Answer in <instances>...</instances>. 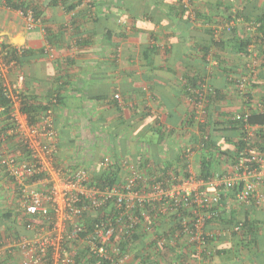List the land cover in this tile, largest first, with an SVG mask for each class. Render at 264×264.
Segmentation results:
<instances>
[{
  "label": "crops",
  "instance_id": "0c3cea01",
  "mask_svg": "<svg viewBox=\"0 0 264 264\" xmlns=\"http://www.w3.org/2000/svg\"><path fill=\"white\" fill-rule=\"evenodd\" d=\"M10 1L0 0V83L18 89L20 120H31L21 104L33 120L52 108L54 166L95 175L109 158L120 178L131 165L170 184L198 175L209 154L212 176L231 172L230 117L245 105L236 79L249 74L252 106L264 102V0ZM17 7L33 10L35 22ZM17 46L18 59H9L7 48ZM8 112L0 108V157L25 150L9 131ZM199 128L214 147L201 148ZM211 177L192 192L210 195ZM240 187H217L219 216L204 225L205 246L175 230L176 216H160L151 233L139 227L127 241L125 264H264V198L240 201ZM18 191L0 167V264L19 262L4 242L30 233Z\"/></svg>",
  "mask_w": 264,
  "mask_h": 264
},
{
  "label": "built area",
  "instance_id": "2783aa9c",
  "mask_svg": "<svg viewBox=\"0 0 264 264\" xmlns=\"http://www.w3.org/2000/svg\"><path fill=\"white\" fill-rule=\"evenodd\" d=\"M19 13L29 25L35 22L30 10L19 9ZM253 49V41L248 40L247 50L252 53ZM22 50L18 46L7 48L17 55ZM248 78L249 74L239 78L237 87L249 105H244L234 118L246 130L247 138L260 134L261 140L240 151L229 174L211 177L214 183L210 195L192 192V186L210 182L198 180L193 171L181 181L166 184L167 179L152 177L129 165L118 181L101 188L90 183L91 174L84 167L54 166L56 136L52 108L39 111L32 121L20 120L18 89L1 85L11 104L9 131L20 138L25 150L0 157V167L18 186L24 226L30 232L18 238L12 236L4 242V247L12 248L10 253L19 257L17 264H78V258L79 264H90V258L99 260L94 264L100 261L125 264L130 259L126 244L135 228L139 225L145 233H151L156 218L174 214L183 225L177 232L183 234L188 243L195 241L199 247L205 246L211 233L203 229L204 222L216 214L214 206L220 198L217 187L232 189L241 182L236 192L240 201L258 204L264 198V124L247 122L255 107L247 95ZM22 80V74H18L17 81L21 83ZM114 98L122 102L119 93H115ZM52 101L55 102V97ZM256 106L263 109L264 102ZM103 164L110 165V159L104 158ZM192 204L212 208L198 215L193 228L192 219L181 215L182 210L189 209ZM85 213L93 218L90 230L82 221ZM240 224H236L234 230H239ZM164 242L165 238L157 241L160 247Z\"/></svg>",
  "mask_w": 264,
  "mask_h": 264
},
{
  "label": "trees",
  "instance_id": "16d2710c",
  "mask_svg": "<svg viewBox=\"0 0 264 264\" xmlns=\"http://www.w3.org/2000/svg\"><path fill=\"white\" fill-rule=\"evenodd\" d=\"M7 1L9 3H11L10 0H7ZM17 8L19 9V7H17ZM20 9H23L25 11L30 10L28 8H25V7H21ZM30 11H31L32 15L34 16V20L37 19V17L35 16V13L33 12V10H30ZM259 27H260V24H259L258 28ZM229 29H230V27H229ZM252 41H254V43H255V39L252 40ZM247 44H248V41H245L244 44H243L244 45L243 46L244 49H242V50L244 51V54L249 53V51L247 50ZM7 56L9 57V59L10 58L11 59H15V60L18 59V55L15 54V53H13L12 51L11 52L7 51ZM242 77H248V74H246V75H244ZM242 77H239V78H242ZM238 79H236V84H238L237 83V80ZM247 80H249L248 87H247L248 88L247 95L250 98H252L251 97V91H250L251 90V83H252L251 82V78L249 77ZM239 94H240V92H239ZM241 97H242V95H241ZM243 101H244L245 105H247V106L249 105L248 102H246L245 100H243ZM0 106H1L0 108L3 107V109H4L5 112H8V111L10 112V106H11V104H10L9 99L5 96V94L2 91L1 83H0ZM46 108H47V106L44 107L43 109H46ZM20 109H21V111H23V112H25V113H27L29 115L31 121L33 120V118H31L32 117L31 115H32V113L34 111L31 112L28 109V105L21 104ZM9 112H8V115H9ZM236 114L237 113L233 114L230 117L231 120H230V126H229V129H231L237 135L236 139L232 142V144H233V151L227 152L229 157L231 155L230 158H232V160H231L232 163L237 160V156L240 153V151H242L244 148L253 147L256 144H259V142L261 140L260 134H256L252 138H247L245 136L246 135V133H245L246 130L243 129V127L241 126L240 121L235 120V118H234V116ZM247 122L249 124L263 125L264 124V108L263 109H258L257 106L255 105V107L253 109H251V111H250V114H249V116L247 118ZM199 131H201V135H200V138H201V142L200 143L202 144L201 145V148L202 149H204V148L207 149V148H209V146L214 147L215 145H213V144L211 145V137H210V134L207 133V132H205V131H203V128H199ZM213 169H214V162H213L212 157L209 154L203 155V157H202V159L200 161V164H199L198 175H196V177L198 178V180L208 181L209 178L212 176L211 174H212V171H214ZM119 178H120V176L117 173V166L115 165V163L112 162L110 165H107L106 169H104L103 172L98 173V174H95V175H91L90 183H94V184L98 185L99 187L103 188L105 186H111L113 183H115L116 181H118ZM169 178L170 177H167V179H169ZM239 185L241 186V182H239V184H237V186H239ZM218 204L219 203H217L214 206V210H216V214L214 215V213H213L210 218H207L205 220V222H204V225L207 223V221H209V219H212V218L214 219V218H217L219 216V211L217 209V205ZM211 209L212 208L208 209V207H203V206H198L197 204H192V207H190L189 209H187V208H185L183 210L181 209L183 211V212L181 211L182 212L181 215L182 216H185V214H186V215H189L190 216V218L192 219V228H193V224L195 222V219L198 217V215L200 213L204 212L205 210L210 211ZM21 216H22V218H25V215L22 212H21ZM171 216H174L175 217L176 215L174 214V215H171ZM95 218H94V220H95ZM82 221H83L84 225L86 226V229L87 230H90L91 229V221H93V218H90L87 215V213H85L84 216H83ZM179 221H180V219H177L176 220V223H175V230L176 231H179L183 227V225ZM236 224H238V222ZM236 224H234V226ZM240 225L242 226V223ZM137 228L139 229V225H138ZM137 228H135V229L137 230ZM233 229H234V227H233ZM135 231H133L134 232L133 235H132L133 237H136ZM1 240L2 239H0V244L2 243ZM196 244L197 243L195 241L192 242V245H196ZM89 260H90V262H89L90 264H92V263H94V262L97 261L95 258H90ZM77 261H78V264H79L80 263L79 258H78ZM97 264H108V262H106V261H100V263H97Z\"/></svg>",
  "mask_w": 264,
  "mask_h": 264
}]
</instances>
